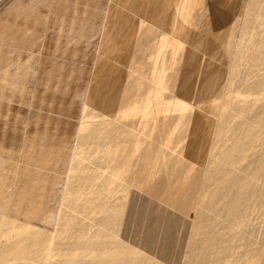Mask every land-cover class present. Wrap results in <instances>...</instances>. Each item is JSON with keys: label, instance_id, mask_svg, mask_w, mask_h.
Here are the masks:
<instances>
[{"label": "rangeland", "instance_id": "374dc122", "mask_svg": "<svg viewBox=\"0 0 264 264\" xmlns=\"http://www.w3.org/2000/svg\"><path fill=\"white\" fill-rule=\"evenodd\" d=\"M167 1L169 0H0V200L2 199L0 213L2 215L17 222H28L49 232H55L56 220L62 208L64 184L76 147L78 129L83 120L82 110L85 102L93 98L95 101L93 99L91 101L94 105L95 103L100 105V102L109 104L112 97H116L111 103L113 105L119 103L122 107L116 111L114 110L119 105L113 107V111L111 110L113 114L120 109L122 113L131 110L134 105L139 104L137 100L143 98L148 90L149 93L145 97L150 96L147 106L150 107L155 101L150 100L154 91L145 84L133 83L126 86V82H131L136 77L126 74L130 69L140 70L141 82H143L142 78L149 80L147 67L156 59L159 68L163 65L170 74L176 69L178 75H175V78L181 79L182 84L184 82L187 84L190 80L192 85L187 87L186 91L194 100L202 101L207 97H213L217 92H223L224 80L228 77L229 71L228 60L214 35L235 23L236 17L246 6V1L171 0L173 1L171 7ZM172 11L177 14L179 22L177 25L173 24ZM263 16L261 18H264ZM106 22H109L110 38L118 46L116 52L120 54L112 53L107 63L95 67L103 40L102 28ZM260 29L261 26L254 25V29H250L251 33H249L254 35V32L257 33ZM250 34L243 37L248 39ZM148 55H153L154 58L147 59ZM248 62V60L241 62L238 69L241 74L237 73L239 78H232L233 81L236 79L232 81L235 85H232V90L230 89L227 95L224 94L223 99L219 100L220 103L211 101L212 103L200 104V109L204 112L193 121L197 123L199 121L202 130L198 127L193 134H191L193 131H185L183 136L186 139L178 143L177 148L168 149L174 156L177 155V158L181 156L180 151L184 147L182 144L190 141L194 143L187 149L195 152L194 144L200 143L203 130H205L203 135L209 131L204 138L203 147L206 151L211 149L214 143L213 128L216 137L223 121L222 116L225 114L226 106L223 104L226 97L237 101L240 96L245 95L250 98L249 102L254 98L259 99L258 104L260 100L264 101V93L261 91L250 92L253 93L251 95L244 92L248 83L263 74V71L259 70V73L256 72L252 78L249 76L247 79L245 76L249 69ZM118 70L121 71L117 72ZM156 74L160 75L158 72ZM154 77L156 75L152 78ZM243 77L246 81L241 79ZM242 80L245 83L243 85L240 83ZM205 86L208 87V91L205 90ZM132 92L136 94L131 98L137 97L134 103L129 98ZM115 93L116 96H113ZM187 108L188 111L193 109L191 106ZM255 108L257 107H253L248 113L255 112ZM150 109L153 111L154 119H156L154 115H161L160 108L157 109L155 102L154 107ZM171 111L167 116L172 114ZM209 111L211 113L207 114L206 112ZM138 117L145 119L149 115L142 110L138 113ZM187 123L186 127L193 128L191 121ZM226 132L224 142L230 137V133ZM159 145L160 158L157 160L160 161L162 168L155 166L158 177L166 174L162 170L167 168L169 163L164 143ZM139 147L140 145L137 151ZM133 158L136 159L134 156ZM194 168L197 170L202 167L194 163ZM141 195L139 193L134 196L135 199L133 197L131 202L134 211L129 212L125 240L132 245L134 243L136 247L140 246L139 249L147 251V254L155 256L159 261L167 264H183L187 255V241L196 217L195 211H190L185 221L174 209H166V206H159L156 201L153 202L146 195ZM31 196L34 200L30 199ZM137 207L140 209L138 210ZM248 210L249 217L246 221L249 222L245 221L242 224H245L244 229L248 227L247 231L252 234L245 240H237L235 254L231 260L226 259L224 264L229 262L243 264L249 260L252 264H259L261 261L253 258L252 250L264 246L262 243L264 242L262 239L264 206L251 202ZM225 227L227 226H219V230L223 231ZM72 228L70 232L75 231L74 227ZM60 233H56L60 235L56 241L61 236L67 238L70 235L65 231ZM52 253L54 260L58 257V249L54 248ZM55 260H59V257ZM55 260L53 262H56ZM221 263L223 264V261Z\"/></svg>", "mask_w": 264, "mask_h": 264}, {"label": "bare ground", "instance_id": "6f19581e", "mask_svg": "<svg viewBox=\"0 0 264 264\" xmlns=\"http://www.w3.org/2000/svg\"><path fill=\"white\" fill-rule=\"evenodd\" d=\"M245 1L246 6L239 16H235L237 18L235 23L226 30L215 32L214 35L215 40L220 44L222 53L228 60L229 71L227 70L228 77L224 80L223 92H217L213 94V97H207L202 101L194 100L191 94L186 91V88L192 85L190 80L187 81V84L185 82L182 84L181 79L175 78V75H178L176 69L170 74L163 65L159 68L157 60L154 59L156 62H149L151 65L147 67L150 81L142 78L143 82H141L139 80L140 70L130 69L126 74L136 77L133 81L126 82V86L135 83L136 85L145 84L150 90L156 88L154 102L158 110L159 108L163 109L159 115L161 119H154L150 111L145 108L150 97L145 98L149 90L143 95V98L137 100L139 104L133 106L136 107L135 109L132 107L131 110H125L123 113L120 109L111 114L113 107L119 105V103H114L116 105L111 103L116 97H112L113 99L109 104L100 102V105L97 103L94 105L91 101L93 98L85 102L82 110L83 120L78 129L76 147L64 184L62 208H60L56 220L55 232H49L28 222H17V220L0 213V264H31L33 262L38 264H167L157 260L155 256L147 254V251H142L139 249L140 246L136 247L133 242L132 245L125 240L124 235L127 232L129 212L134 211L131 202L133 197L139 193L151 198L153 202L156 201L159 206L164 205L166 209H174L183 216L185 221L189 212L195 211L196 217L187 241V255L185 254L186 258L183 264H220L222 261L224 264L226 259L231 260L235 254L237 240H245L252 234L247 231L248 227L245 230V224H242L249 217L248 209L251 202L258 206H264V101L260 100L258 104L257 100L259 99L254 98L252 102H249L250 98L245 95L244 98L239 95L243 99L239 97L237 101H232L226 97L223 104L226 106V110L222 116L223 121L220 126L218 125L219 130L216 137H214L213 128L214 140L212 142L214 143L211 142V149L206 151L203 147L204 138L209 132L207 131L203 135L205 132L203 130L200 143L194 144L195 152L188 151L189 146L194 143L192 141L182 144L184 145L180 151L182 155L178 158L169 150H171L170 147L177 148V144L186 139L183 136L185 131H193L191 133L193 134L198 127L201 129L199 121L198 123L193 121L204 112L200 109V104L211 101L220 103L219 100L223 99L224 94L227 95V92L232 90V78L237 77V73L240 72L239 66L244 60L249 61L247 63L249 69L246 70L245 76L247 79L249 76L252 78L253 74L259 70L263 71L260 77L257 78L256 76L255 80L246 85L244 92L250 95L253 94L250 92L259 93L261 91L264 93V18H261L264 15V0ZM167 2L171 7L173 1ZM172 19L174 25L179 24L177 14L174 11H172ZM108 23L106 22L102 28L103 40L95 67L107 63L109 55L115 53L118 48L117 44L110 38ZM254 25L255 27L256 25L261 26V29L252 35L250 29H254ZM248 34H250L248 39L243 37ZM116 53L120 54L119 52ZM152 57L154 58L153 55H148L147 59ZM119 71L121 70L117 72ZM156 72L160 74V77L157 76ZM154 75L156 77L153 79ZM246 78L241 79L246 81ZM242 81L240 83L243 85L244 81ZM185 84L189 85L186 86ZM152 85L154 87H151ZM207 88L205 86L206 91H208ZM211 89L212 86L210 85ZM164 92L167 95L163 94ZM134 94L136 93L132 92L129 97L132 99V103L137 99V97L131 98ZM113 96H116V93ZM137 106L144 107L143 110L149 117L139 118L138 113L141 111L137 112L139 109ZM189 106L193 109L188 111L187 107ZM120 107L122 105H119L114 111ZM172 107H174L176 114L167 116L170 110L173 111ZM253 107H257L256 110L254 109L255 112L248 113ZM147 108L150 109L149 106ZM206 113L210 114L211 111ZM134 117L137 118L129 120ZM188 121H191L193 128L191 126L186 127ZM168 123L173 128L171 132L166 127ZM157 127L160 128L156 129ZM202 127L204 129V126ZM155 130L160 135L159 139L151 137ZM226 131L230 133V137L227 138V142H224L223 138ZM139 138H145L143 141L146 145L145 151L140 154L136 150L142 142ZM160 143L165 145L169 163L167 168L162 170L166 174L158 177L155 166L162 168L160 161H158ZM133 156L136 157L135 160ZM194 163L200 164L202 168L196 170L197 167L194 168ZM26 174L28 173L26 172ZM13 177L15 178L14 175ZM19 181L21 180L19 179ZM27 195L30 196V194ZM32 195L34 196V194ZM13 196L15 197L14 194ZM222 225L227 226L225 227L226 231L219 230V226ZM72 227L75 231L70 232ZM64 231L70 233L69 237L62 238L61 236L56 241L59 235L56 233ZM262 239L264 241V236ZM54 248L58 249L59 260H55L58 257L55 258L56 262H53L52 252ZM252 253L254 259L261 260L259 264H264L263 245L252 250ZM243 264L252 263L249 260Z\"/></svg>", "mask_w": 264, "mask_h": 264}, {"label": "crops", "instance_id": "0c3cea01", "mask_svg": "<svg viewBox=\"0 0 264 264\" xmlns=\"http://www.w3.org/2000/svg\"><path fill=\"white\" fill-rule=\"evenodd\" d=\"M150 69V68H149ZM150 81V80H149ZM151 87H154L153 85L151 86ZM152 90L154 91V94H153V97H151L150 98V100L151 101H153L154 100V96H156V88H152ZM146 101H147V99H145ZM152 104L153 105H151L150 107L152 108V107H154V102H152ZM146 108V110H148V111H150V113L152 114V109H149V108H147V106L145 107ZM144 107H139V109L137 110V112H139V111H142L143 109H145ZM172 109H173V111H171L170 113H172L171 114V116H173V115H175L176 113L174 112V107H172ZM162 111V109H160V111L159 112H161ZM158 114H156V115H154L155 116V118L156 119H161L160 118V116H157ZM140 116V115H139ZM135 118H137V117H134V118H132V119H129V120H135ZM145 118V117H144ZM128 120V121H129ZM166 127H168V130H170V132L173 130V128L172 127H170V125H169V123L167 124V126ZM158 128H160V127H157L156 129H158ZM152 138H155V139H159L160 138V135L157 133V131L155 130L154 131V134L151 136ZM143 139V138H142ZM143 140H145V139H143ZM142 140V142L140 143V147H139V149H138V153L140 154L141 152H144L145 151V149H146V145H145V143H144V141Z\"/></svg>", "mask_w": 264, "mask_h": 264}]
</instances>
